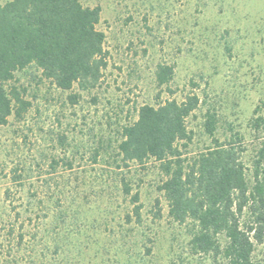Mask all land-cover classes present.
<instances>
[{
  "label": "rangeland",
  "instance_id": "rangeland-1",
  "mask_svg": "<svg viewBox=\"0 0 264 264\" xmlns=\"http://www.w3.org/2000/svg\"><path fill=\"white\" fill-rule=\"evenodd\" d=\"M80 1L102 9L109 67L88 92L62 91L35 67L16 73L32 106L0 126V264H173L190 238L169 216L165 177L154 161L122 172L116 146L142 106L197 93L193 152L210 145L202 125L211 109L219 139L244 137L251 168L262 140L251 125L264 116V0ZM159 65L174 68L168 86ZM123 177L140 194L141 226L129 221ZM254 257L264 264V242Z\"/></svg>",
  "mask_w": 264,
  "mask_h": 264
},
{
  "label": "trees",
  "instance_id": "trees-1",
  "mask_svg": "<svg viewBox=\"0 0 264 264\" xmlns=\"http://www.w3.org/2000/svg\"><path fill=\"white\" fill-rule=\"evenodd\" d=\"M101 7L80 0H10L0 4V126L9 118L22 119L31 108L26 91L15 84L16 73L30 67L56 88L69 92L77 86L92 91L109 67L106 35L99 30ZM174 68L159 65V86L174 79ZM73 104L79 95H70ZM202 101L188 93L159 105L142 106L138 118L123 127L116 146L119 170L158 163L164 180L158 189L169 206L170 218L189 233L188 255L173 264H256L255 249L264 242V116L251 127L262 139L252 167L245 161L248 148L240 133L217 137L219 119L209 109L203 134L210 145L193 152L196 133L187 124ZM124 196L133 204L129 221L142 224L143 205L138 191L122 178ZM160 212V203L157 201Z\"/></svg>",
  "mask_w": 264,
  "mask_h": 264
}]
</instances>
